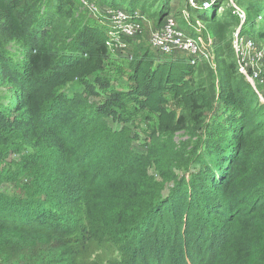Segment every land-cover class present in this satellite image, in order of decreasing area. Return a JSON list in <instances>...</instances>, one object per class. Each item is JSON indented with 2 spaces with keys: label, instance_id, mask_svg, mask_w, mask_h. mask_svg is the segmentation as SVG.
<instances>
[{
  "label": "trees",
  "instance_id": "obj_1",
  "mask_svg": "<svg viewBox=\"0 0 264 264\" xmlns=\"http://www.w3.org/2000/svg\"><path fill=\"white\" fill-rule=\"evenodd\" d=\"M56 1L0 0V264H264V105L234 57L216 41L215 93L184 61L136 56L125 95L157 119L137 154L119 97L95 100V86L108 88L96 75L109 54L104 28L82 16L54 25ZM255 12L262 31L251 35L264 40ZM75 81L82 90L65 94ZM169 98L192 132L222 105L191 154L173 141L188 119L165 108ZM189 161L198 170L177 177Z\"/></svg>",
  "mask_w": 264,
  "mask_h": 264
},
{
  "label": "rangeland",
  "instance_id": "obj_2",
  "mask_svg": "<svg viewBox=\"0 0 264 264\" xmlns=\"http://www.w3.org/2000/svg\"><path fill=\"white\" fill-rule=\"evenodd\" d=\"M84 0H57L56 3L58 5V12L55 15L54 25L59 26L65 23L66 26L71 24V19H79L80 16L87 19L90 24H96V18L94 15L88 11L87 7L83 4ZM89 2V4L93 5L98 9V13L103 15L105 13L106 8L113 7H129V10H137L142 11L144 13L145 19H147L152 25H155L157 22V18H162L167 9V0H85ZM180 6L177 7V5ZM182 3V4H181ZM176 5V6H175ZM237 5L241 8H244L245 11H250V20L253 22V26L251 27L250 21L247 20L243 26H241V33L244 35H250L253 33H257L262 31V25H257L255 22L254 13L258 11V9H262V13L264 14V1H251V0H238ZM174 8L178 11L176 12V19L180 26L185 27L184 18L180 15V11L187 10L189 14H199L202 15L207 13L208 18L204 19L198 15V18L203 22L204 30L202 31L204 34H208L209 37L213 41V45H216V41L219 40V47L221 49L226 50V62H233V53L231 51V39L234 31L240 26V22L238 18L234 17L231 14L230 8L227 6L225 0H221L219 4H215L210 10L203 12H196L195 10L185 6V0H177L174 3ZM180 10V11H179ZM211 13H214L215 19L212 20L209 18ZM68 15V16H67ZM194 21V20H192ZM255 27V29H253ZM147 26H145L142 32L138 35L135 41L132 42L131 53L133 55V59L136 56H139L143 51H148L152 57V60L155 64L167 62V59L164 57H160L158 53L152 50L148 45L147 40ZM256 31V32H255ZM252 36L256 37L255 34ZM257 38V37H256ZM260 43H264L263 39L257 38ZM10 48V53L14 56H18L17 53L20 51L16 44H8ZM214 51V49H213ZM229 56V57H228ZM18 58H20L18 56ZM219 62V60H218ZM261 76L264 77V67L259 68ZM195 72L193 78L198 83H203L208 85L210 91L214 88L215 93L218 92V87L222 79V67H218L217 69H209L205 65H201L195 67ZM129 63L121 60L116 55L108 54L106 55L103 66L100 72L96 75L103 81V83H108V88L100 89L95 86L98 96L95 97L96 101L106 100L108 97L111 98L114 95H117L124 105L123 110L118 111L121 115L127 119L128 123L125 124L132 138L131 146L132 150L137 154H144L149 149V135L152 129H154L157 125L156 116L141 110L138 106H136L135 102H133V98L126 96L125 94L129 91ZM94 76H91L89 80L94 79ZM257 89L261 95L262 103H264V82L261 86L257 85ZM81 82L75 81L73 83H69L64 88L63 92L67 95L73 94L75 92L82 90ZM10 99V95H8V100ZM165 108L168 111H174L179 114H185L188 119V128L184 132H178L173 141L177 147V150L180 154L186 155L191 154L192 148L196 146L197 141L199 139H204V135L206 132V127H209L217 118V115L223 110L222 105L217 101H214L213 107L210 111L206 110L204 116L201 119V127L196 132H192V124L190 121V116L188 111L183 107L182 103L179 100L168 99ZM109 125L114 130H119L122 127L121 123L111 122L109 121ZM200 153V151L198 152ZM206 158L203 157L200 160L204 161ZM11 159H17V157L13 156ZM190 159H193L190 156ZM186 165L183 164L181 168L174 170V173L177 177L185 176L186 179L189 178L190 174L194 173L198 170L199 166L197 162H186ZM149 174L156 179H158L157 172L153 166L149 168ZM169 186H166L168 188ZM97 260L99 262L105 261L104 254L99 252L97 254ZM123 264L122 262H120ZM90 264L93 262L90 259Z\"/></svg>",
  "mask_w": 264,
  "mask_h": 264
},
{
  "label": "built area",
  "instance_id": "obj_3",
  "mask_svg": "<svg viewBox=\"0 0 264 264\" xmlns=\"http://www.w3.org/2000/svg\"><path fill=\"white\" fill-rule=\"evenodd\" d=\"M225 1L231 14L240 22L231 39V51L238 73L249 82L260 103L264 105L257 89V85L261 86L264 82L259 69L264 67V43H260L251 34L241 33V26L246 23L249 11L238 6V0ZM216 3L217 0H185V6L196 12L208 11ZM83 4L94 15L97 23L104 28L105 46L109 54L116 55L127 63L133 60L132 42L147 26L149 47L167 61H184L193 68L205 65L213 70L219 67L214 56L213 41L208 34L202 32L203 22L193 17L187 10L180 11L185 21V27H182L178 24L174 13H166L158 25H152L145 19L142 11L117 6L106 8L105 13L101 15L89 2L84 0ZM261 21V16H258L257 25H260Z\"/></svg>",
  "mask_w": 264,
  "mask_h": 264
},
{
  "label": "crops",
  "instance_id": "obj_4",
  "mask_svg": "<svg viewBox=\"0 0 264 264\" xmlns=\"http://www.w3.org/2000/svg\"><path fill=\"white\" fill-rule=\"evenodd\" d=\"M177 0H167L166 2L168 3L167 4V11L166 13H174L176 14V12L178 11L176 8H174V3L176 2ZM179 1V0H178ZM182 4V3H181ZM176 6V5H175ZM180 6V2H179V5H177V7ZM125 8H129V7H126L124 6ZM130 9V8H129ZM180 11V10H179ZM192 16L195 17V18H198V13L195 15L192 13ZM162 18H157V22L155 25H158L160 23ZM199 19V18H198ZM148 32H146V35L148 36L147 34Z\"/></svg>",
  "mask_w": 264,
  "mask_h": 264
}]
</instances>
